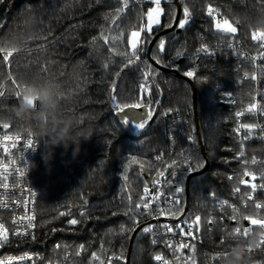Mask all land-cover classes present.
<instances>
[{"label": "trees", "instance_id": "obj_1", "mask_svg": "<svg viewBox=\"0 0 264 264\" xmlns=\"http://www.w3.org/2000/svg\"><path fill=\"white\" fill-rule=\"evenodd\" d=\"M160 2L161 20L149 33L145 53L120 76L116 73L126 58L117 53L130 51L131 33L148 27L146 14L156 5L154 0H129L128 9L118 18L121 0L0 2V49L12 53L5 61L7 52L0 51V85L7 86L0 98V131L30 132L40 147L32 178L39 192L37 236L18 243L39 252L42 262L127 264L131 238L140 227L130 264H161L153 260L156 254H162L168 264H225L224 259L214 258L241 243L260 244L251 253L246 251L245 264H264V228L243 218H264V207H255L256 203L264 205V143L254 137L253 128L243 127L256 124L254 110L248 111L258 89L251 76L258 72L260 79L264 77V60L257 69L254 60L244 56V52L253 54L259 49L251 36L254 31L264 32V0H178L180 20L187 6L190 22L184 29L177 26L167 32L163 31L173 25L177 3ZM209 6L217 8L220 16H209ZM224 19L237 27L235 36L215 30L216 21ZM144 35L142 32L141 40ZM102 36L109 38V44ZM154 38L150 56L160 63H153L148 54ZM161 39L165 40L162 53L157 48ZM113 44L115 52L110 50ZM186 71H194V77H186L196 88L199 130L195 94L184 77ZM145 72H149L147 81ZM49 79L62 85L66 108L79 117L80 126L90 136L82 140L78 155L73 156L71 149L56 148L46 162L40 138L27 124L11 117L20 97L10 90L18 89L21 80ZM113 95L121 107L137 103L140 107L118 112ZM149 111V125L136 130L133 121L139 122ZM238 112L242 113L240 119ZM125 119L129 121L126 125ZM5 123L7 129L2 127ZM203 148L210 166L200 172L206 164ZM253 159L256 164L251 163ZM245 171L256 179L245 177ZM161 172L163 176L158 174ZM172 172L180 185L170 176ZM242 179L245 184H240ZM153 180L171 181L167 189L172 203L162 199L151 206L145 188ZM178 186L183 190L176 191ZM236 187L241 191L235 192ZM249 193L251 200L247 199ZM145 199L147 210L143 205L134 207ZM153 212H159L166 219L163 223L175 231L181 225L190 242L178 239V248L169 253L153 233ZM73 219L80 223H69ZM189 224H195L192 233L187 230ZM146 227L151 231L144 232ZM237 227L251 228L249 236L233 240L229 233ZM182 244L187 247H180Z\"/></svg>", "mask_w": 264, "mask_h": 264}, {"label": "built area", "instance_id": "obj_2", "mask_svg": "<svg viewBox=\"0 0 264 264\" xmlns=\"http://www.w3.org/2000/svg\"><path fill=\"white\" fill-rule=\"evenodd\" d=\"M161 4V2H160ZM212 7V6H211ZM215 17L220 16L217 8L212 7ZM259 49L253 54L244 52V56L251 57L256 65L260 68V61L264 60V48L260 47L264 40L258 38L254 41ZM264 67V66H263ZM255 82L258 86L255 98L256 109L253 115L256 120L254 129V137L264 143V77L260 79L259 73ZM261 89V91H259ZM6 84L0 85V91L6 94ZM259 91V92H258ZM18 93V92H17ZM17 97H20L17 95ZM234 100H232L233 102ZM240 119V116H239ZM242 129H239L241 132ZM9 139L5 140V137ZM32 140V144H28V140ZM40 147L37 139L31 135L22 133H13L0 131V224L7 229L9 243L0 247V264H75L72 261H44L40 259V253L35 250L24 248L25 244L18 242L32 241L37 236V203L39 192L33 184V163L35 157L39 154ZM7 183L8 188L2 187ZM168 183L164 180H153L147 189L150 193L151 206L160 204L164 199L168 204L172 203V198L168 196ZM5 204L7 207H5ZM34 217V219H32ZM154 235L159 236L162 243L166 246L169 253L175 251L177 247L176 241L190 242L185 230L175 231L167 222L163 223L165 218L159 217V212H153ZM15 221V222H14ZM29 223L34 227H28ZM191 225V228L188 226ZM187 230L192 233L195 230V224H189ZM172 228L170 232L167 229ZM15 232L28 233V235L15 236ZM3 229H0V234ZM34 237V238H33ZM264 240V236L261 237ZM196 242V240H194Z\"/></svg>", "mask_w": 264, "mask_h": 264}, {"label": "snow or ice", "instance_id": "obj_3", "mask_svg": "<svg viewBox=\"0 0 264 264\" xmlns=\"http://www.w3.org/2000/svg\"><path fill=\"white\" fill-rule=\"evenodd\" d=\"M0 2H2V0H0ZM122 2V7H119L116 9V18H118L120 16L121 13L125 12L126 9H128L129 7V0H121ZM154 3L156 4V7L153 8V9H150L147 13V16H148V19L149 21H151V23H149L148 27L146 29H140L139 31H133L131 33L132 37L136 38V37H139L140 36V32H144V38L142 40H137V39H132L129 41V44H130V47H131V50L130 51H123V52H120V53H117L118 55H122L126 58V63L124 64L123 68L121 69L120 72H117L116 75L117 76H120L121 75V72L124 71V69H128V68H131L133 67L134 65L137 64V61L140 60V57L142 54L145 53L146 49L144 47V45L148 44L150 41H151V36L149 35V33L152 32L153 28H152V25L153 24H156V25H159L160 21H159V15L162 13V9H160L159 5H160V0H154ZM153 13H155L156 15L154 16ZM209 16H213L214 15V11L212 9L211 6H209L208 8V13H207ZM183 15H184V19L180 20L179 23H178V27L180 29H184L186 27V25L189 24L190 22V18H191V12L190 10L188 9L187 6L184 7L183 9ZM0 27H3V23L0 22ZM215 30L220 32V33H227V34H231L233 36H235V34L237 33L238 29L236 26H234L232 23L229 22L228 19H224L223 22H216L215 23ZM252 40L253 41H257L258 38L261 39V40H264V32H259V31H254L252 33V36H251ZM102 39L104 40V43L105 44H109V38L107 36H102ZM95 42V38H93V43ZM229 47H232V45L230 44ZM260 47L261 48H264V43H261L260 44ZM158 48V52H164L165 51V40L161 39L159 41V44L157 46ZM110 50L111 51H114L115 52V46L114 44L110 47ZM203 51H205L206 53L208 52L207 50V47L206 46H202V49ZM0 51H6L7 52V55L4 56V60L7 61L9 56L12 54L10 51H7V49H0ZM208 54H211V53H208ZM179 55V53H178ZM262 55H264V53H262ZM156 63H160L159 60L156 61ZM185 76H188V77H194V71H186L184 73ZM144 77H145V81H147V79L149 78V72H145L144 73ZM251 79L255 80L256 79V76L255 75H252L251 76ZM13 83H15V81H13ZM4 95V92L3 91H0V97H2ZM17 95L19 96V93H17ZM112 100H113V103H114V107L117 109L118 112H125V109L127 108H132V109H136V108H139L140 105L137 103V104H131V105H124L123 107H121V105L119 104H116L115 101H116V97L115 95L112 96ZM256 104L253 103L249 106L248 108V111H253L256 109ZM237 116H240L242 115V113H236ZM152 119V112H146L145 113V117L140 120L139 122H137L136 124V127L138 129H141V130H145L146 127L149 125L150 121ZM128 120L125 119L123 121V123L126 125L128 124ZM3 128L7 129L9 127L8 124H3L2 125ZM244 128H247V129H252L255 127V125H252V124H247V125H243ZM29 135H31V133L29 132ZM5 140L9 139V137H5L4 138ZM191 139V138H190ZM28 144L31 145L32 144V140H28ZM241 155H243V153H241ZM157 160L161 159L159 156H157L156 158ZM245 163H247V161H245ZM252 164H256V160L253 159L251 161ZM173 164H175V162H173ZM193 172L196 171V169H192ZM159 175L163 176V172L161 173H158ZM243 175L245 177H248V176H252V179L255 180L256 177L255 175L245 171L243 173ZM170 176H172L173 178H175V183L177 185H180V182H179V177H176V173L175 172H172L170 173ZM261 178L264 179V173H261ZM229 179L231 180L232 177H229ZM165 183H171V181H165ZM246 181L245 180H241L240 181V184H245ZM262 187H264V185H261ZM3 188L7 189L8 188V185L7 183L3 184L2 185ZM251 188H252V191L255 192L256 190V185L255 184H252L251 185ZM183 189L181 187H177L176 188V191H182ZM147 189H145V192L147 193ZM235 192H240L241 189L240 187H236L234 189ZM247 199L248 200H251L252 199V195L249 193L247 194ZM223 203H227L226 201L223 202ZM141 205H143L144 209L147 210L149 208V202L148 200H141L140 203H137L134 207L136 209H139L141 207ZM245 205H246V201H245ZM5 207H7V205L5 204ZM221 207H223V204L221 205ZM255 207L257 209H260L262 207H264V205H262L261 203H256L255 204ZM234 211L238 212L239 210L238 209H234ZM81 215H84L83 213ZM233 220H236L237 219V216L236 215H233L231 217ZM245 220H248L249 223L251 225H258L260 226L261 228H264V218H254L253 216H244L243 217ZM34 219V217L32 218ZM200 220V217L197 216L195 218V222H199ZM15 222V221H14ZM69 223L71 224H77V223H80V221L78 220H70ZM185 223L184 221H181V224ZM28 227H34V225H32L31 223H29ZM177 228H179L181 231H183V228L181 227V225H177L176 226ZM189 228H191V225L188 226ZM0 229H3V233L0 234V247H2L4 244H7L9 243V239H8V235H7V229H4V226L2 224H0ZM168 231H172L173 229L172 228H168L167 229ZM144 232H150L151 231V228L150 227H146L143 229ZM251 232V228H243V230H241V228L237 227L234 232L232 233H229V236L233 239V240H237L239 239L241 236L243 237H248L249 234ZM13 235L15 236H21V235H28V233H20V232H15ZM34 238V237H33ZM153 243L155 244L156 241L153 240ZM262 243H264V240H262ZM180 247H187V245H184L182 244ZM253 247L255 248H259L260 247V244H257L255 246L249 244L247 246V251L249 253H251L253 251ZM229 253H223L221 256H218V257H215L214 259H226L228 257ZM153 260L157 261V262H161V264H168V261L164 258V256L162 254H156L153 256ZM8 264H10V262H8ZM194 264V262H193Z\"/></svg>", "mask_w": 264, "mask_h": 264}, {"label": "clouds", "instance_id": "obj_4", "mask_svg": "<svg viewBox=\"0 0 264 264\" xmlns=\"http://www.w3.org/2000/svg\"><path fill=\"white\" fill-rule=\"evenodd\" d=\"M18 83V89L10 90L20 96L18 104L11 109V117L27 124L40 138L43 159L50 161L56 148L61 147L65 152L71 149L73 156L78 155L82 140L90 135L80 126L79 117L66 108L62 85L53 79ZM246 251L247 246L237 245L225 259V264H245Z\"/></svg>", "mask_w": 264, "mask_h": 264}, {"label": "water", "instance_id": "obj_5", "mask_svg": "<svg viewBox=\"0 0 264 264\" xmlns=\"http://www.w3.org/2000/svg\"><path fill=\"white\" fill-rule=\"evenodd\" d=\"M174 1L177 3V15H176L175 21H174L173 25L170 28L164 30L163 32H167L169 30H173V29H175L178 26V23H179V20H180V16H181V6L178 3V0H174ZM157 36H159V34ZM155 40H156V38L153 39V41H152V43H151V45H150V47L148 49L149 57H150V59L152 60L153 63H156V62L151 58V56H150V50H151V46L153 45V43L155 42ZM174 72L175 73H178L177 70H174ZM184 77L187 80H189L192 83V86H193V90H194V94H195L194 95L195 121H196L197 130H199V122H198V115H197V109H196V107H197L196 88H195V86L193 84V81L191 79H189L186 76H184ZM203 154H204V157H205V160H206V164H205V167L200 172L206 171L208 169V167L210 166L209 159L207 157V153H206V151H205L204 148H203ZM197 173H199V172H197ZM192 175L193 174H190L188 176V178H187V188H188V185H189V180H190V178H191ZM186 211H187V208L185 209V212ZM182 217H183V215L180 218H182ZM246 223H248V222H246ZM139 229H140V227L135 230V232H134V234H133V236L131 238L130 247H129V250H128V253H127V258H126V263L127 264H130V258H131L133 241H134V238H135V236H136V234H137V232H138Z\"/></svg>", "mask_w": 264, "mask_h": 264}, {"label": "rangeland", "instance_id": "obj_6", "mask_svg": "<svg viewBox=\"0 0 264 264\" xmlns=\"http://www.w3.org/2000/svg\"><path fill=\"white\" fill-rule=\"evenodd\" d=\"M156 7V5L155 6H153V7H150L149 9H148V11L150 10V9H153V8H155ZM160 7V6H159ZM160 9H162L161 7H160ZM148 11H147V13H148ZM153 15L155 16L156 14L155 13H153ZM161 15H162V13L159 15V21L161 20ZM146 16H147V14H146ZM147 19H148V16H147ZM216 22H223V20H217ZM230 22V21H229ZM149 23H151V21H149V19H148V25H149ZM231 23V22H230ZM157 25L156 24H153L152 25V28L153 27H156ZM139 31V30H138ZM141 36H142V32H140V36L139 37H136V38H134V37H132V35H131V37H130V40H132V39H137L138 41L139 40H141ZM137 122L138 121H133V125H134V127H135V129L136 130H140V129H138L137 127H136V124H137Z\"/></svg>", "mask_w": 264, "mask_h": 264}]
</instances>
